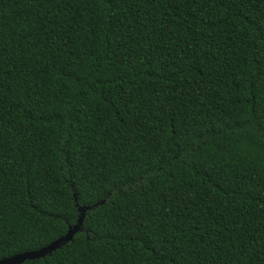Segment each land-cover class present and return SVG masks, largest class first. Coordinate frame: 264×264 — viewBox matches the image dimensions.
<instances>
[{"label": "trees", "instance_id": "16d2710c", "mask_svg": "<svg viewBox=\"0 0 264 264\" xmlns=\"http://www.w3.org/2000/svg\"><path fill=\"white\" fill-rule=\"evenodd\" d=\"M95 203L20 264H264V0H0V258Z\"/></svg>", "mask_w": 264, "mask_h": 264}, {"label": "water", "instance_id": "95a60500", "mask_svg": "<svg viewBox=\"0 0 264 264\" xmlns=\"http://www.w3.org/2000/svg\"><path fill=\"white\" fill-rule=\"evenodd\" d=\"M100 202L102 201H99V203ZM96 204L97 203L93 205H89V206L87 205L78 206L79 216L77 218V221L74 224L69 225L66 232L62 236L56 238L55 240L51 241L50 243H48L47 245L39 249L32 250V251H25V252L17 253V254L8 256V257L0 258V264H20L26 259L40 258V257L45 256L46 254H50L57 248H60L66 242L72 239L75 232L81 229L84 212L87 209L91 208L92 206H96Z\"/></svg>", "mask_w": 264, "mask_h": 264}]
</instances>
